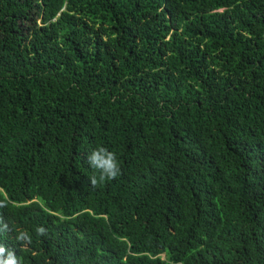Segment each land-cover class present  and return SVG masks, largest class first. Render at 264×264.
I'll return each mask as SVG.
<instances>
[{
  "label": "trees",
  "instance_id": "obj_1",
  "mask_svg": "<svg viewBox=\"0 0 264 264\" xmlns=\"http://www.w3.org/2000/svg\"><path fill=\"white\" fill-rule=\"evenodd\" d=\"M0 201L23 264H264V0H0Z\"/></svg>",
  "mask_w": 264,
  "mask_h": 264
},
{
  "label": "clouds",
  "instance_id": "obj_2",
  "mask_svg": "<svg viewBox=\"0 0 264 264\" xmlns=\"http://www.w3.org/2000/svg\"><path fill=\"white\" fill-rule=\"evenodd\" d=\"M88 163L91 169L94 170L93 175L89 178L91 185L94 187H99L106 181L115 179L121 172L116 153L104 146H98L89 153ZM6 206L5 202L0 201V208ZM11 231L13 229L9 226V223L0 216V235ZM35 233L37 236H46L47 230L40 226L35 229ZM14 240L19 242L21 249H23L31 245L32 236L26 230H18ZM0 264H23V258L18 256L14 249L7 248L3 243H0Z\"/></svg>",
  "mask_w": 264,
  "mask_h": 264
},
{
  "label": "rangeland",
  "instance_id": "obj_3",
  "mask_svg": "<svg viewBox=\"0 0 264 264\" xmlns=\"http://www.w3.org/2000/svg\"><path fill=\"white\" fill-rule=\"evenodd\" d=\"M161 257H163V256H161Z\"/></svg>",
  "mask_w": 264,
  "mask_h": 264
}]
</instances>
